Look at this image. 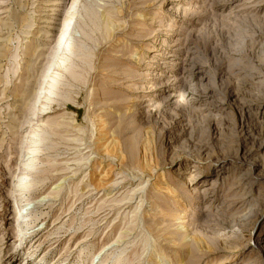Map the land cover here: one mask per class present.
I'll return each mask as SVG.
<instances>
[{
	"label": "rangeland",
	"instance_id": "1",
	"mask_svg": "<svg viewBox=\"0 0 264 264\" xmlns=\"http://www.w3.org/2000/svg\"><path fill=\"white\" fill-rule=\"evenodd\" d=\"M263 217L264 0H0V264H264Z\"/></svg>",
	"mask_w": 264,
	"mask_h": 264
},
{
	"label": "bare ground",
	"instance_id": "2",
	"mask_svg": "<svg viewBox=\"0 0 264 264\" xmlns=\"http://www.w3.org/2000/svg\"><path fill=\"white\" fill-rule=\"evenodd\" d=\"M81 17V16H80ZM64 31H61L62 33H60V36L58 37V39L57 40H55V42H56V45H60L61 44V41L65 38V36L67 35V33L69 32H77V30H75V27H71V29L69 30V31H67V29H66V26H64ZM63 30V29H62ZM75 32V33H76ZM74 33V34H75ZM72 38H74L73 36H72ZM76 41V40H75ZM68 43V42H67ZM68 46L70 47V48H73V49H79L80 47H81V43H79V42H76L75 44L74 43H72V42H69L68 43ZM57 49V48H56ZM52 55H54L55 53H51ZM51 61L52 60H49V61H47L46 62V66H44V70L42 71V77H44V76H46V73L48 72V69H49V65H50V63H51ZM36 99V98H35ZM24 143V142H23ZM22 148L23 149H25L26 147H24V145H22ZM20 151H22L21 149H20ZM24 151V150H23ZM252 165H254V166H257V167H259L260 165L258 164V163H256V160H253L252 161V163H251ZM36 168V167H35ZM260 175V174H259ZM18 177H20V180H19V184L21 185V186H23V187H28L29 185H32L31 183L29 184L28 182H27V178H26V176H25V174H18ZM259 177H262L261 175L259 176ZM30 180V179H29ZM42 181L41 180V178H39V177H32V180H31V182L32 181ZM33 183V182H32ZM207 189V188H206ZM206 189H204V192H205V190ZM208 189H210V187L208 188ZM207 189V190H208ZM25 200H29V198H24V201ZM33 207V206H32ZM250 207V206H249ZM248 209V208H247ZM254 211V210H253ZM22 211H21V209L19 208V210H18V213H19V218L21 217L22 219H27L29 216H28V212L27 211H23L24 213H26V215H22L23 213H21ZM250 212V211H249ZM252 212V211H251ZM250 212V213H251ZM255 212V211H254ZM248 213V212H247ZM245 215H247V214H245ZM255 215V214H254ZM251 217H252V214L250 215ZM249 215H248V217H250ZM35 218V217H34ZM38 218V217H37ZM36 218V219H37ZM264 218V217H263ZM30 219H31V217H30ZM248 219V218H247ZM34 226H30V228H33ZM257 249H259V252L261 253V255H262V258H263V260H264V238L262 239V240H260V237H258L257 238ZM17 259V257H16V255L15 256H12V255H10L9 257H6V260H8V261H12V262H14L15 260ZM106 262V261H105Z\"/></svg>",
	"mask_w": 264,
	"mask_h": 264
}]
</instances>
